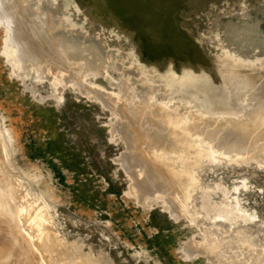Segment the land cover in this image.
Returning <instances> with one entry per match:
<instances>
[{"label":"rangeland","instance_id":"374dc122","mask_svg":"<svg viewBox=\"0 0 264 264\" xmlns=\"http://www.w3.org/2000/svg\"><path fill=\"white\" fill-rule=\"evenodd\" d=\"M174 1L169 6L158 0L58 2L67 3L62 5H66L64 23L71 25L65 28L70 36H77L81 46L86 44L93 48L91 43L96 38L104 46V74L90 75L89 79L107 92L122 93L117 84L120 85L122 78L119 77L123 73L113 67L115 62L123 60L122 63L136 65L140 59L142 64L145 57L137 53L141 48L135 37L147 31L144 36L155 39L160 21L177 24L185 45H191L188 51L200 55L203 64L223 60L222 63L233 61L263 67L264 0ZM5 35L7 30L0 25V118L3 119L0 124L9 131L12 143L9 147L0 133V151L6 155L11 173L22 181L26 196L34 199L38 206L43 205L49 228L61 242L58 258L61 264H71L74 260L80 264H253L254 258L259 256L257 253L262 256L264 153L247 149L243 150L247 155L236 150L231 158L221 153L207 158L208 161L204 156L199 157L202 159L200 163L197 159L195 167L198 168L195 169L198 184L188 192L189 196L188 193L183 196L188 200L185 199L184 210L176 214L178 217H172L167 207H163L166 204L159 192L151 194V199L148 197L142 206L134 195H129L130 179L115 160L124 151L125 143L119 137L120 132L111 128L116 118L110 110L70 81L62 94L57 95L58 84L53 85L55 82L48 75L51 73H47L42 64L39 69L43 70L37 68V71L31 61L24 60L26 62L17 67L22 75L1 54ZM129 40L132 45L137 44L132 47ZM131 57L132 61L137 58L136 61L132 62ZM140 62L137 67L141 66ZM219 63L216 65H223ZM12 70H16V74ZM213 71L208 74L211 76L216 72ZM112 82L117 87L111 85ZM139 89L136 87L137 94ZM138 97L135 101H139ZM58 99L61 102L57 104ZM3 174L1 171L0 175ZM0 183L2 186V181ZM3 221L5 225L9 222L8 234H14L13 221ZM0 222L4 230V222ZM238 229L242 232L238 233ZM208 235L220 241L214 238V242ZM206 236L212 242L205 241ZM7 241V238L0 239V247H6ZM193 242L201 248L200 252L194 247L196 251L185 253ZM206 242L221 244L204 253ZM188 243L191 244L188 246ZM8 244L6 248L13 249L12 242ZM25 245L19 248L21 254L18 255L26 254L27 258H18L29 259L34 264L32 260L36 257L27 253ZM4 251L0 254L6 256L4 260L14 253V249L12 254ZM3 258H0L1 264Z\"/></svg>","mask_w":264,"mask_h":264},{"label":"bare ground","instance_id":"6f19581e","mask_svg":"<svg viewBox=\"0 0 264 264\" xmlns=\"http://www.w3.org/2000/svg\"><path fill=\"white\" fill-rule=\"evenodd\" d=\"M58 1L0 0V25L7 30L1 54L16 69L26 62L24 60L31 61V66L34 65L33 69H39L44 65L47 73H51L48 74L51 77H48L55 82L53 85L58 84L57 88L54 87L58 91L57 95H61L65 86L72 82L78 85L76 86L82 93H89L88 97L96 98L103 107L110 110L116 118L111 128L120 132L119 137L125 143L124 151L115 160L120 162L119 164L130 179L129 195H134L135 200L142 206H145L148 197L151 199V194L159 192L163 203L166 204L163 207H167L172 217L179 215L188 200L187 196L186 198L183 196L195 188V184H198L199 179L195 171L198 168L195 167L198 166L196 161L199 157L204 156L207 160V158L217 156L218 153L232 157L233 151L241 150L242 152L247 149H257L264 153V65L257 67L258 64L254 67L233 61H225L224 64L223 60H220L221 63L217 60L214 62L215 65L213 60L208 64H203L200 55H192L188 51L191 45H185L181 31L176 27L177 24L174 26L172 21L163 23L160 21L157 24L155 39L150 40L144 36L147 31L138 33L136 40L134 39L141 48V51H138L137 46V53L141 52L140 54L145 57L144 64L142 62L144 67H141L140 59L137 58L139 60L137 63L140 62L141 68L137 67L139 66L137 63V66L131 62V64H126L125 61L122 63L123 60L119 63L117 61L115 64L112 63L113 67L123 73V76L119 77L123 81L120 79L121 83L117 84L118 87L115 85L118 81L110 84L115 85L122 93L107 92L103 86L89 79L90 75H98L105 71V60L102 58L104 46L102 47L96 38L91 43V45L94 44L93 48L90 47L91 45L88 48L86 44H83V47L77 36H70L65 28L71 25L64 23L67 17L64 15L66 5L63 6V2ZM158 1L169 6L174 0ZM72 29L69 28V30ZM91 37L89 36L90 39ZM134 40L132 39V42ZM129 42L131 43V40ZM136 42L133 44H137ZM130 45L134 47L132 43ZM136 59L131 61L135 62ZM217 63L223 65L217 66ZM212 69L216 71L213 72L217 76L211 73L213 76L211 78L208 72ZM13 70L12 72L15 73L16 70ZM18 72L21 73L19 70ZM69 76L70 79H68ZM216 77L217 80H215ZM20 78L23 77L20 76ZM67 81H70L69 84ZM136 87L141 88L139 94L135 91ZM137 96H139L138 99L140 98L139 101H135ZM56 101L57 104L61 102L60 99ZM1 120L3 119L0 118V122ZM0 133L4 142L9 143L11 147L12 137L1 124ZM249 153L251 154V151ZM7 160L6 155L0 151V172L4 173L3 176H1L2 173L0 175L2 177L0 178L2 181V186L0 183V220L2 222L3 220L13 221V226L16 228L14 227L13 230L11 224L12 229H10L14 231V234L11 232L8 234L9 228L6 229V225L9 222L6 225V221L4 222L5 232L1 230L3 225L0 222V239L7 238L9 244L12 242L10 245L13 246L14 251L11 246V248H6L7 242L6 247H2L3 250L0 248L1 253L6 248L5 250L10 249L11 251H4L5 253L14 252L15 256L10 254L11 257H8L7 255L8 260H4L5 255L0 256L6 261L5 263L2 261V264H24L26 259L21 261L19 259L22 255H18L21 254L19 248L24 243L27 253L39 259L36 262V258H33L34 261L29 255V258L31 257L30 259L35 262L34 264H61L58 259L61 255V242L49 228L43 205L38 206L34 199L26 196L23 192L22 181L11 173ZM187 195L189 196V193ZM191 201L193 202V199ZM238 230H240L238 233L242 232L241 229ZM208 237L213 238L214 242L217 240L215 237L209 235ZM5 241L3 240L2 243L5 244ZM211 242L204 244L203 247L206 250H203L204 253L211 252L221 244L215 245ZM190 244L188 243V246ZM192 245L188 250L184 248L185 253L196 251L197 246L192 247ZM197 248L200 252L201 248ZM263 254L260 256L257 253L259 256L254 255L255 258L252 256L254 261L250 258L248 261L250 259L254 262L253 264H264ZM23 257L27 258V255ZM248 257L251 256L248 254ZM27 261L31 264L29 259L26 260L29 264ZM71 264L80 263L74 260Z\"/></svg>","mask_w":264,"mask_h":264}]
</instances>
